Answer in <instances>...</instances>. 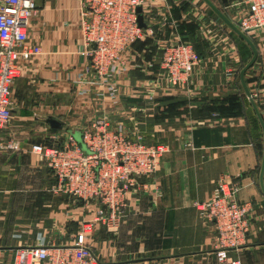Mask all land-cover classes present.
<instances>
[{
	"label": "crops",
	"instance_id": "obj_1",
	"mask_svg": "<svg viewBox=\"0 0 264 264\" xmlns=\"http://www.w3.org/2000/svg\"><path fill=\"white\" fill-rule=\"evenodd\" d=\"M150 1L145 22L154 33L124 53L112 97L82 80L79 0H35L27 37L40 52L18 59L11 119L0 129V264H12L18 248L41 239L67 246L92 219L93 205L50 190L53 172L30 148L58 145L98 118L165 146L155 173L128 193L119 227L108 231L93 222L86 242L100 264H216L215 227L193 203L208 200L222 178L240 185L238 200L249 207L244 242L228 254L264 264L262 130L239 79L252 51L203 0ZM238 1L210 0L234 23ZM247 36L257 57L244 80L264 120V32ZM177 40L191 43L199 62L179 85L157 86L161 52ZM46 116L68 131H49ZM7 143L14 147L3 148Z\"/></svg>",
	"mask_w": 264,
	"mask_h": 264
},
{
	"label": "built area",
	"instance_id": "obj_2",
	"mask_svg": "<svg viewBox=\"0 0 264 264\" xmlns=\"http://www.w3.org/2000/svg\"><path fill=\"white\" fill-rule=\"evenodd\" d=\"M81 43L78 53L85 59L83 82L107 88L116 95L114 78L125 64L124 53L138 39L152 35L145 22L150 0H79ZM236 25L248 35L264 32V0H239ZM145 27L138 24L137 8ZM37 14L35 0H0V129L11 119V87L18 74V59H28L40 52L30 45L27 27ZM199 55L189 42L173 41L164 46L160 56L161 72L153 82L157 86L175 87L199 62ZM151 66V64H149ZM81 143L72 134L58 145L34 143L30 151L53 172L50 190L73 196L84 205H93V217L80 225L67 246H48L43 239L15 251L12 264H100L86 242L93 222L106 230H116L127 206L126 197L159 166L165 146L130 137L122 126H111L98 118L80 129ZM192 147L191 143L185 144ZM5 144L3 148H13ZM83 147L85 150H83ZM240 185L220 179L210 198L193 205L216 230L214 244L216 264H243L228 252L244 242L249 228L248 204L238 200ZM30 261L28 262V259Z\"/></svg>",
	"mask_w": 264,
	"mask_h": 264
},
{
	"label": "water",
	"instance_id": "obj_3",
	"mask_svg": "<svg viewBox=\"0 0 264 264\" xmlns=\"http://www.w3.org/2000/svg\"><path fill=\"white\" fill-rule=\"evenodd\" d=\"M203 1L213 10V12L234 33H236L239 37H241L249 45V47L252 51L251 58L239 71V79H240L241 87H242L246 97L248 98L250 104H251V107H252V109H253V111H254V113H255L258 121H259V124L261 126V130H262V153H261V161H260V167H259L258 182H259L260 190L264 195V182H263V173H264V120H263L262 115L259 111V108H258L254 98L252 97V94H251V92H250V90H249V88L246 85V82L244 80V73L256 60L257 48H256L255 44L253 43V41L244 32H242L234 22H232L230 19H228L217 7H215L214 4H212L210 2V0H203ZM137 12H138V16H137L138 24L141 27H145V23L143 21V16L141 13V7L137 8ZM44 122L48 125L49 131H53V132L68 131V130H66L65 127H63V122L61 120L53 117V116L44 117Z\"/></svg>",
	"mask_w": 264,
	"mask_h": 264
},
{
	"label": "rangeland",
	"instance_id": "obj_4",
	"mask_svg": "<svg viewBox=\"0 0 264 264\" xmlns=\"http://www.w3.org/2000/svg\"><path fill=\"white\" fill-rule=\"evenodd\" d=\"M73 137H74V139H75L77 142L81 143V135H80L79 131H76V132L73 134ZM83 150H85L84 147H83Z\"/></svg>",
	"mask_w": 264,
	"mask_h": 264
},
{
	"label": "bare ground",
	"instance_id": "obj_5",
	"mask_svg": "<svg viewBox=\"0 0 264 264\" xmlns=\"http://www.w3.org/2000/svg\"><path fill=\"white\" fill-rule=\"evenodd\" d=\"M30 261V258L28 259V262Z\"/></svg>",
	"mask_w": 264,
	"mask_h": 264
}]
</instances>
